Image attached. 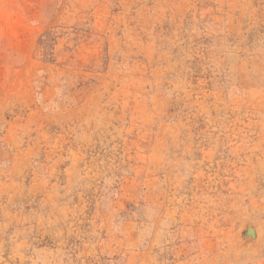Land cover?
<instances>
[{
	"label": "rangeland",
	"instance_id": "374dc122",
	"mask_svg": "<svg viewBox=\"0 0 264 264\" xmlns=\"http://www.w3.org/2000/svg\"><path fill=\"white\" fill-rule=\"evenodd\" d=\"M0 264H264V0H0Z\"/></svg>",
	"mask_w": 264,
	"mask_h": 264
},
{
	"label": "water",
	"instance_id": "95a60500",
	"mask_svg": "<svg viewBox=\"0 0 264 264\" xmlns=\"http://www.w3.org/2000/svg\"><path fill=\"white\" fill-rule=\"evenodd\" d=\"M246 234L252 237V236H254V230L249 228V229H247Z\"/></svg>",
	"mask_w": 264,
	"mask_h": 264
}]
</instances>
